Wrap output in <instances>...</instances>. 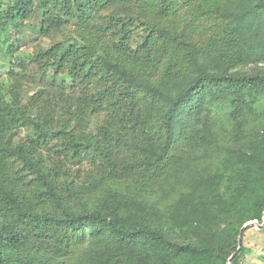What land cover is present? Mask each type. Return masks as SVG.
I'll list each match as a JSON object with an SVG mask.
<instances>
[{
  "label": "trees",
  "instance_id": "trees-1",
  "mask_svg": "<svg viewBox=\"0 0 264 264\" xmlns=\"http://www.w3.org/2000/svg\"><path fill=\"white\" fill-rule=\"evenodd\" d=\"M28 20L48 43L0 85V264H243L264 0H0L6 53Z\"/></svg>",
  "mask_w": 264,
  "mask_h": 264
},
{
  "label": "rangeland",
  "instance_id": "rangeland-1",
  "mask_svg": "<svg viewBox=\"0 0 264 264\" xmlns=\"http://www.w3.org/2000/svg\"><path fill=\"white\" fill-rule=\"evenodd\" d=\"M32 21L28 20L23 27L22 33H14L13 38H19V48L16 53H6L5 41L3 36H0V85H8L7 80L8 70L12 68V60L16 54L23 51H30L35 46L46 45L47 40L37 37L36 32L30 27ZM243 246L248 249L243 258V264H264V228L262 226H250L245 228L242 238Z\"/></svg>",
  "mask_w": 264,
  "mask_h": 264
},
{
  "label": "water",
  "instance_id": "water-1",
  "mask_svg": "<svg viewBox=\"0 0 264 264\" xmlns=\"http://www.w3.org/2000/svg\"><path fill=\"white\" fill-rule=\"evenodd\" d=\"M263 225H264V212H263V221H262V223H258L257 220H252V221H249V222L245 223V224L241 227L240 232H239V235H238V248H237V251H238V250L240 249V247H241V235H242L243 230H244L245 228H247V227H250V226H257V227H260V226H263ZM237 251L234 252V253L230 256V259L233 258V257L235 256V254L237 253ZM229 264H231V263H229Z\"/></svg>",
  "mask_w": 264,
  "mask_h": 264
}]
</instances>
